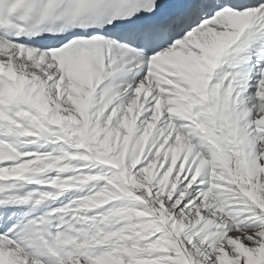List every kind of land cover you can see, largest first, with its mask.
Returning <instances> with one entry per match:
<instances>
[{
	"label": "snow or ice",
	"instance_id": "1",
	"mask_svg": "<svg viewBox=\"0 0 264 264\" xmlns=\"http://www.w3.org/2000/svg\"><path fill=\"white\" fill-rule=\"evenodd\" d=\"M0 264H264V0H0Z\"/></svg>",
	"mask_w": 264,
	"mask_h": 264
}]
</instances>
